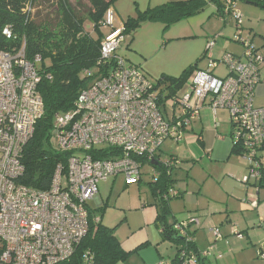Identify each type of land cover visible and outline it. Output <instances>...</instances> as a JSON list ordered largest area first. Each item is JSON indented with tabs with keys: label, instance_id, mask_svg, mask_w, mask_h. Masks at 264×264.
Instances as JSON below:
<instances>
[{
	"label": "built area",
	"instance_id": "obj_1",
	"mask_svg": "<svg viewBox=\"0 0 264 264\" xmlns=\"http://www.w3.org/2000/svg\"><path fill=\"white\" fill-rule=\"evenodd\" d=\"M226 1L225 13L237 20L235 41L244 46L242 57L225 54L215 60L213 42L207 50L208 68L195 72L170 98L137 66L117 56L127 38L125 28L115 26L113 9L106 13L108 32L101 58L109 65L80 93L75 108L55 123L58 150L72 155L67 170L57 167L48 191L18 183L25 172L21 163L24 149L44 114L36 68L42 58L29 61L25 45L15 54L0 53V264H60L68 260L91 230L88 205L97 198L99 185L120 175L125 176L127 186L138 184L142 178L138 159L153 164L166 141L181 143L206 106L216 129L221 126L218 112L230 114L233 147L247 161L243 183L260 193L264 188V107L256 106L255 101L264 95V58L251 33L244 36L242 15L234 11L237 2ZM4 34L11 36L9 29ZM220 65L226 68L224 77L216 74ZM105 149L110 158H96ZM177 162L168 158L162 164L170 168ZM156 175L153 170V177ZM171 196L177 194L172 191ZM257 204L253 201L251 205L256 208ZM199 227L193 218L177 222L174 230L190 242L193 230ZM212 232L216 241L222 239L219 229ZM234 233L244 240L241 233ZM257 254L264 260V244ZM182 256L185 264L197 263L194 255L183 252Z\"/></svg>",
	"mask_w": 264,
	"mask_h": 264
},
{
	"label": "trees",
	"instance_id": "obj_2",
	"mask_svg": "<svg viewBox=\"0 0 264 264\" xmlns=\"http://www.w3.org/2000/svg\"><path fill=\"white\" fill-rule=\"evenodd\" d=\"M115 1L90 0L91 7L87 18H83L72 9L68 0H59L60 17L53 25L39 24L33 20L38 0H0V53L15 54L25 45V54L29 61L37 57L42 58L41 62L36 64V68L40 77L38 91L42 97L44 114L37 122L34 135L23 152L21 163L25 172L18 181L21 185L38 191H48L52 186L57 167L62 165L67 170L72 154L58 150L54 140L55 123L60 116L72 111L80 93L107 71L106 67L109 63L101 58V47L106 36L103 29L106 13L112 9ZM245 1L264 8V0ZM210 2L219 3L220 7L224 6L221 0ZM207 4L206 0L164 4L146 11L139 19H129L124 25V34L131 40L135 28L144 21L170 25L201 13ZM223 8L224 11L220 15L227 22L229 17L225 13L226 6ZM87 22L91 23L92 32L86 31ZM6 29L10 31V37L4 34ZM121 49L116 52L119 57H122L118 54ZM262 56L264 58V55ZM46 60L51 63L49 67L45 66ZM39 64H42L41 69L38 68ZM198 70L200 69L195 65L185 70L180 77H167V87L162 89L166 91V96L170 98L177 94ZM261 74L264 76V71ZM235 150L233 147L232 154H238ZM101 152L102 154H98L96 158H110L108 149ZM169 159L174 160L172 157ZM138 160L142 168L151 166L157 174L148 186L160 204L158 223L162 235L177 248V255L172 264H185L183 252L199 257L195 240L188 242L186 238L179 237L174 230L178 221L168 223V216L171 214L169 202L181 195V192L175 188L176 182L173 178L179 162L168 168L163 166L164 160H160V156L155 158L153 164L156 165L147 163L144 158ZM172 191L177 194L176 197L171 196ZM95 218L96 213L90 211L91 230L88 236L76 246L74 254L60 264H120L128 260L131 254L122 249L115 235V229L103 225L100 221L96 224ZM196 231L192 233L193 238Z\"/></svg>",
	"mask_w": 264,
	"mask_h": 264
},
{
	"label": "rangeland",
	"instance_id": "obj_3",
	"mask_svg": "<svg viewBox=\"0 0 264 264\" xmlns=\"http://www.w3.org/2000/svg\"><path fill=\"white\" fill-rule=\"evenodd\" d=\"M58 1L59 0H38L33 20L39 24H56L60 17L58 13ZM189 1L192 0H116L112 7L116 14L114 23L116 27H121L125 25L129 19H139L142 14L148 10L155 9L168 3ZM206 1L208 4L201 13L170 25L163 22H142L141 25L136 27L133 31V39L130 40V38H126L118 54L126 59L128 63L137 66L156 88L159 87L162 89H166L167 87V77H180L185 70L195 65H197V68L200 70L207 69L209 66V59L206 56L207 50L213 42L215 46L212 53H214L215 60H221L225 54L242 57L244 46L235 41L237 20L229 15L226 22L220 15V13L222 14V11H224L223 7L226 6L227 1L221 0L222 4H224L223 7H220L218 5L219 3H211V0ZM68 2L79 16L87 18L88 11L91 7L90 0H68ZM218 7L221 8V10ZM234 11L242 15L244 36L250 32L254 40V45L258 46L259 55H264V8L249 4L245 0H239ZM86 26L87 32L93 31L91 23L87 22ZM103 32L107 34L108 29L104 28ZM44 63L46 67L51 65L49 60H46ZM38 68L41 69L42 64H39ZM216 74L219 77H224L227 74L226 68L220 65L218 69H216ZM260 89L261 88H259V90ZM255 105L260 107L264 106V95H260L256 99ZM229 117L230 114L227 111L222 110L218 112V120L222 123L219 133L224 136V139H227L229 135H231V133H229ZM212 120L211 113L209 115L208 111H203L198 123L204 127L205 130H208L210 126H213L214 121L212 122ZM172 142L171 140H169V142L166 141L162 148L167 151L173 150L174 154L175 149H178L176 154L182 161H179L182 173L179 183H181L182 186L185 185L186 190L188 186V192L184 195L185 199L174 198L171 200L173 213L180 215V212H184L182 216H186L179 219L178 222L195 218L199 221L200 226H203L205 215L203 217L198 214L191 215L189 211L187 213L185 211L191 208L190 202L196 200L199 195H201L199 199L206 203L207 208L211 207L210 199L212 205L222 208L224 212L214 216L215 225L213 228H218L222 237L225 238L224 242L228 243L227 250H232L234 252L230 257L236 256L241 264H264V260L258 257L257 254L258 249L264 244V188L260 189L259 193L261 202L260 211L253 207H251L252 211L249 212L235 211L226 213L225 211L227 208L226 192L234 198H239L237 194L226 191L224 188V184L233 182V180L225 178L224 176L228 174L227 171L229 167H234V165L241 167L243 176L241 175L236 178V182L240 187L244 189L248 188L255 192V189L250 187V184L243 183L248 174L246 169L247 161L239 154H234L229 163L227 161L223 164H215V166H213L215 171H212L209 160V162L203 161V163L186 161L188 155L184 147L181 144L177 145L175 142ZM213 158L215 159V155ZM152 173L153 170L151 166L142 168L143 186L146 187L147 193L150 196L152 195L147 183L153 181ZM113 180L114 179L111 178L105 182V184H107V189L106 191L103 189V193L106 195L111 192V194L114 195L113 202L116 200L120 203L126 201L129 195L131 196V192H128L130 187L127 191H124L126 186L125 176L120 175L112 187ZM103 185L104 184L99 185V194ZM137 185L131 186L132 189L130 191L137 190ZM193 185L197 188L193 189ZM111 188L112 190L110 191ZM157 204L158 203H156V205ZM115 214L116 210L114 211V208L110 205L106 213L107 217H105L106 222L115 219ZM260 217L262 219H260ZM172 220L173 215L170 214L168 216V222ZM260 220L263 221V224ZM201 228L197 231L195 229L193 230L196 231L194 240L201 248H204L203 246L207 241L204 235L209 234V232H205V230H201ZM234 232L241 233L244 237V241H239ZM213 241H215V238ZM211 246L212 245H209L205 251ZM213 246L217 249V244H213Z\"/></svg>",
	"mask_w": 264,
	"mask_h": 264
},
{
	"label": "crops",
	"instance_id": "obj_4",
	"mask_svg": "<svg viewBox=\"0 0 264 264\" xmlns=\"http://www.w3.org/2000/svg\"><path fill=\"white\" fill-rule=\"evenodd\" d=\"M203 111H208L209 115L211 113L210 108L206 106L201 110V115L200 117H198L199 119H201ZM199 119H195L193 121L182 142L179 144H181L187 152L188 158L186 161H194L197 163L210 161L212 171H215L213 169V166H215V164H223L227 161L229 163L231 161V158L234 156V154H232V140L230 135L227 139H224V136L220 135L219 130L222 125L216 129L213 122V116V126H210V129L208 128V130H205V128L198 123ZM177 151L178 149H175L174 154L173 150L167 151L166 149L162 148L159 155L160 160H165L172 157L178 162H182L176 154ZM214 155L215 159L213 158ZM180 162V166H178V169L174 170L173 178L176 182L175 188L181 192V195L178 198L185 199L184 195L188 192V186L186 190L185 185L182 186V184L179 183L182 174ZM227 172L228 174L224 175L225 178H229L233 180V182H231L230 184H224V188L226 191L237 194L239 198H234L233 196L229 195L228 192H226V213L235 211H252L251 207L253 206L251 204L253 201H257L258 203L257 207L253 208L260 211L261 202L259 196H257V191L255 190V192H253L251 191V189H244L243 187H240L235 180L241 175L243 176L241 167L234 165V167H229ZM118 178L119 177L113 180V185H111L112 187L114 186ZM101 184L104 185L102 190L100 191V194H98L96 199L89 202L88 208L90 211L96 213V218L99 219V221L103 225L115 229V235L118 238L122 249L124 250V252L131 254L126 262L120 264H172V261L177 255V248L175 244L164 239L162 231L160 229V224L158 223L160 204L158 202V199H155L151 192L150 193L152 196L148 195L146 187L143 186L144 183L142 181V178L138 182V185L136 184L138 186L137 190L135 189L134 191H130L132 189L131 186L134 185L125 186L124 191H127L130 187L128 192H131V196L129 195L128 199L121 203L118 200L113 202L114 195L111 194V192L105 195V193H103V189L106 191L107 184ZM148 184L149 183H147V186ZM196 188L197 187H194L193 189ZM111 190L112 188L110 189V191ZM199 197H201V195H199L196 200L190 202L191 208L186 209L185 211L186 213L189 211V214L191 215L198 214L202 217L205 215V222L203 221L204 224L203 226L201 225L202 228L201 226L199 228H201V230L204 229L205 232H209V234L204 235L207 239L206 243L203 246L204 248H201L198 243H196V247L198 249V252L200 253L199 257H197V264H241L240 260L236 256L232 258L230 257V255L234 252L232 250H227L228 243L224 242L225 238L222 237V239L216 241V237L212 232L215 225L213 218L214 216H216V214L224 213L222 211V208L212 205V201L209 198L208 199L211 202V207L207 208L206 203L200 200ZM156 203L158 204L156 205ZM110 205L112 206V208H114V211L116 210V214L114 216L115 219L106 222L105 217H107L106 213ZM169 210L173 215V220L168 222L169 224H172L174 221H178L179 219L186 217L182 216L184 212H180V215L173 213V209L171 208V201L169 202ZM260 219L262 218L260 217ZM260 222H262L263 224L262 220H260ZM215 229L218 228L215 227ZM214 238L215 241H213ZM239 241L243 242L244 240L239 239ZM213 244H217V249L213 246ZM209 245L212 246L207 251H205V249ZM211 248L213 250L210 252ZM207 252H209V255L204 256L203 253Z\"/></svg>",
	"mask_w": 264,
	"mask_h": 264
},
{
	"label": "water",
	"instance_id": "obj_5",
	"mask_svg": "<svg viewBox=\"0 0 264 264\" xmlns=\"http://www.w3.org/2000/svg\"><path fill=\"white\" fill-rule=\"evenodd\" d=\"M153 165H156V164H153ZM257 196H259V193H257Z\"/></svg>",
	"mask_w": 264,
	"mask_h": 264
}]
</instances>
